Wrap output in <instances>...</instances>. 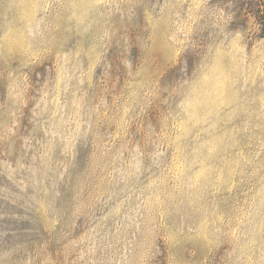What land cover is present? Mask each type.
I'll return each mask as SVG.
<instances>
[{
	"label": "rangeland",
	"instance_id": "374dc122",
	"mask_svg": "<svg viewBox=\"0 0 264 264\" xmlns=\"http://www.w3.org/2000/svg\"><path fill=\"white\" fill-rule=\"evenodd\" d=\"M264 0H0V264H264Z\"/></svg>",
	"mask_w": 264,
	"mask_h": 264
},
{
	"label": "trees",
	"instance_id": "16d2710c",
	"mask_svg": "<svg viewBox=\"0 0 264 264\" xmlns=\"http://www.w3.org/2000/svg\"><path fill=\"white\" fill-rule=\"evenodd\" d=\"M256 18L262 27V32L264 34V3L261 5V9L256 13Z\"/></svg>",
	"mask_w": 264,
	"mask_h": 264
}]
</instances>
